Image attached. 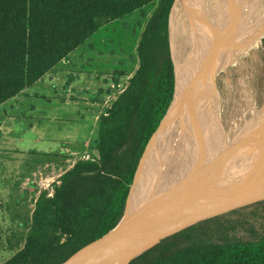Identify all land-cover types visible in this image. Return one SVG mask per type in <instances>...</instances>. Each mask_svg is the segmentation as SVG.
Segmentation results:
<instances>
[{
	"label": "trees",
	"instance_id": "1",
	"mask_svg": "<svg viewBox=\"0 0 264 264\" xmlns=\"http://www.w3.org/2000/svg\"><path fill=\"white\" fill-rule=\"evenodd\" d=\"M174 2L0 0V104L107 24L154 7L136 47L137 68L99 121L94 157L64 172L50 196L39 194L23 247L2 264H59L122 219L139 161L174 96ZM128 264H264V201L189 226Z\"/></svg>",
	"mask_w": 264,
	"mask_h": 264
},
{
	"label": "rangeland",
	"instance_id": "2",
	"mask_svg": "<svg viewBox=\"0 0 264 264\" xmlns=\"http://www.w3.org/2000/svg\"><path fill=\"white\" fill-rule=\"evenodd\" d=\"M153 8L152 5L147 6L122 19L109 23L92 36V42L97 49V53L107 52L106 57H109L110 68L114 71L110 74V77L118 80L117 76L119 74H126V77H123L120 81L119 86L111 88L107 97L104 96L106 104H110L118 96L122 88L127 85L128 78L136 70L138 65L136 47ZM239 10V14L237 13L236 17H234L230 14L227 0H219V2L218 0L209 1L208 11L210 14L207 15L208 20L214 22V24L216 23L215 25L218 28L224 29L223 31L230 30L232 27L225 29V24L227 23L228 27L232 26L234 24L233 18L236 19V25H234L235 27L230 33L232 34L231 39L234 49L224 58L223 50L226 44L220 49L223 52L222 55L216 47L217 44L210 45V43H207L209 45L207 47L200 45L201 55L199 56V63L195 64L194 70L195 78L196 76L199 78L198 85L200 89L204 86L202 82L204 81V76L207 74V86L203 88L204 90L202 89L205 95L202 96L199 104L203 106V109L205 107L210 109L208 110L209 114L207 118H205L206 122L211 124L208 127L209 129L216 128L219 135L221 133L219 137L224 138V144H227L228 148L231 136L249 122L256 115L257 111L260 112L264 107V0H241ZM191 14L190 9L185 11L179 0H175L170 18L171 50H173V56L175 54V60L187 70L190 60L189 56L193 50L190 37L191 29L189 27ZM185 58L189 60L187 59L188 61H186ZM103 63L104 60H96L93 63L94 70L97 71V68L101 70L98 65L102 66ZM188 82L186 84L187 87ZM187 87L185 86V89ZM185 93L188 95V91ZM191 100V97L189 98L184 95V102L181 103L185 104L187 102L188 106H192ZM102 102L104 101L102 100ZM32 104L39 108L40 117L42 118L36 120L29 116L21 118L18 126L13 127L7 136L13 140L0 138V145L7 144L8 146H16L18 149L26 152L29 150L37 152L44 151L45 148H53L54 146L51 145L50 139L63 138L69 139L73 142L75 148L80 149L82 145H80V141L84 135H89L90 138L94 137L95 126L92 125L89 115L80 116L76 122H72L70 114L74 112L66 110L60 112L64 120L55 122L50 120L49 108H42L43 101H36ZM74 115L77 114L74 113ZM31 116L38 117V114H32ZM31 121H36L35 128L33 129L29 125L32 123ZM261 122L255 125L257 127L254 126L249 130L247 137L255 138L256 133L264 124V121L263 123ZM218 124L219 126H217ZM37 139L40 140L37 141ZM243 141V151L240 153V159L252 154L260 145L246 137L243 138ZM166 142L172 147L177 148L175 163L168 174L169 177H172V180L174 179V184L181 182V179L183 180V184H189L188 179L195 177L193 173L198 168L200 170V180H205L201 184L211 182L218 175L219 171L222 170V167L233 157V153L229 154L231 149L230 151L227 150L228 154L226 158V154L223 155L220 148L215 146L213 142L210 145L211 148L204 153L207 157L202 158L201 150L199 155L195 152L198 141L195 142L194 137H190L188 134H186L184 140L176 135H169L168 138L157 146L156 151H159V148L163 149ZM1 152L0 149V262H3L21 247L26 237V233L24 232L26 227L30 226L29 213L32 210V207H30L32 200L17 199V197L11 195L12 191L10 188L13 182L21 183V181H26L23 180V176L17 172L13 173L11 169L19 170L23 168L26 170V167L29 166L27 162L30 159L21 160L19 159L20 157H13ZM227 152L225 151V153ZM216 161L224 165L220 169H216ZM194 164H197L198 168H194ZM213 168H215L216 172L213 171ZM196 183L192 184L191 190L195 191L196 186L201 185ZM48 189L50 190V187ZM18 200L20 201L18 202ZM19 203H21L22 208L18 209L17 204ZM17 209L20 210L19 214H16ZM16 225L21 227L17 231L21 232L19 234L16 232L11 233V230H17L18 227Z\"/></svg>",
	"mask_w": 264,
	"mask_h": 264
},
{
	"label": "crops",
	"instance_id": "3",
	"mask_svg": "<svg viewBox=\"0 0 264 264\" xmlns=\"http://www.w3.org/2000/svg\"><path fill=\"white\" fill-rule=\"evenodd\" d=\"M92 38L87 39L83 44L69 53L38 81L25 87L16 96L0 104V138L4 139L8 138L7 136L13 127L18 126L21 118L28 116L35 120L42 118L40 117L39 108L32 104L36 101H43V109L49 108L51 121H63L64 118L60 112L71 110L77 114H70V120L72 122H76L80 116L89 115L92 120V125L95 126L94 137L90 138L89 135H84L80 141V145L82 144L80 149L75 148V145L69 139L63 138L50 139V143L54 147L45 148L44 151L37 152L33 150L26 152L18 149L16 146H8L7 144L0 145L2 154L20 157L19 159L21 160L30 159L29 161H31L27 162L29 166L26 167V170L23 168L19 170L11 169L13 173L17 172L23 176V180L26 181H21V183L13 182L10 187L12 191L11 195H14L17 199L32 200L30 203L32 210L29 213V222H31L32 212L39 194L42 191H47L50 196L51 189L49 190L48 188L52 183L57 182L58 178L64 172L69 170L77 161L91 160L94 157L95 151L93 145L96 139L99 121L117 98L110 104H106L104 96L107 97L111 88L119 86L122 77H118V80L110 77V74L114 71L110 68L108 62L109 57H106L107 52H100L98 54ZM98 59L104 60V63L102 66L98 65L101 70L97 68L96 71L94 70L93 63ZM36 113L38 117L31 116ZM31 122L29 125L33 129L35 128L36 121ZM8 139L13 140L12 138ZM39 140L37 139V141ZM17 205L18 209L22 208L21 203ZM18 209L16 214L20 213ZM17 227V230H11V233H21L17 232L21 227ZM28 231L29 226L26 227L24 232L26 236ZM24 241L17 251L23 247ZM3 262H0V264Z\"/></svg>",
	"mask_w": 264,
	"mask_h": 264
},
{
	"label": "water",
	"instance_id": "4",
	"mask_svg": "<svg viewBox=\"0 0 264 264\" xmlns=\"http://www.w3.org/2000/svg\"><path fill=\"white\" fill-rule=\"evenodd\" d=\"M258 124L251 119L231 136L229 154L233 153V157L214 180L196 186L195 191L189 187L190 190L184 195L174 192L170 194L167 191L126 216L129 195L146 146L130 186L120 222L105 235L83 246L59 264H128L161 240L189 226L263 201L264 144L253 151L254 155L261 154V162L255 164V170L251 173L256 155L250 157L244 165L237 162L243 151L242 144L246 140L243 141V138L254 141L253 137H247V133Z\"/></svg>",
	"mask_w": 264,
	"mask_h": 264
},
{
	"label": "bare ground",
	"instance_id": "5",
	"mask_svg": "<svg viewBox=\"0 0 264 264\" xmlns=\"http://www.w3.org/2000/svg\"><path fill=\"white\" fill-rule=\"evenodd\" d=\"M209 1L210 0H179L184 10L188 11L190 9L192 13L191 14L192 17L189 22V27L191 29L190 37L192 41L193 50H192L191 55L189 56L190 60L188 58H185L186 61L189 60V64L188 65L186 64L188 70L182 64L178 63L175 60L174 58L175 54L173 56L172 54L173 50H171V56L173 60L174 73H175V87H174L173 102L171 104V107L168 110L166 117L162 121L159 129L155 132V134L151 138L146 148V151L141 159V162H140V165H139V168L137 170L136 177L134 180V184L131 188V193L129 195V199H128V203L126 207V216L132 213L133 211L137 210L139 207L143 206L144 204L150 203L157 196L163 195L167 189H169L168 191L170 194L174 192V193H179V194L184 195L190 190L189 186L191 188L192 184H195L196 182H197L196 184H201L202 182L205 181V180H200V170L197 164H194V168H198V169L196 170V172L193 173L195 177L188 179L190 183L183 184V180L181 179L180 180L181 182L174 184V179L172 180V177H169L168 174L170 173V170L175 163V159L177 157L176 155L177 148L172 147L171 145L168 144V142H166L163 149L159 148V151H156L157 146L160 143H162L166 138H168L169 135H176L180 137V139H183V140L185 139L186 134L190 135V137H194L195 142L198 141L196 143L197 150H195V152L197 153V155H199V152L201 150L202 158L207 157L204 153H206V151L211 148L210 145L213 144L214 142V145L219 147L221 153L223 155L226 154L225 156L227 158V154H228L227 150H229V148L227 147V144H224L225 142V140H223L224 138L222 139V137L221 138L219 137L221 133L219 135L218 134L219 132H217L216 128L209 129L208 126L211 124H208V122H206L205 120V118H207L209 114L208 110L210 109H208L207 107L203 109V106L199 104L202 96L205 95L203 94V90H204L203 88L207 86V83H206L207 74L204 76V81L202 80L203 81L202 84L204 85L202 88L203 90H202L200 89V86L198 85L199 78H197V76L195 78V71H194L195 64L197 62L199 63V56L201 55L200 45L207 47L209 46L208 45L209 43L210 45L217 44L216 47L220 50L221 47L224 44H226L225 49L223 50L224 58L225 56H228L229 53H231L232 50L234 49V44L232 43V41L228 40L229 38L228 39L226 38L227 42H223V35H225L226 33L222 34V37H220L222 39L219 41V36L221 32H223L224 29L218 28L215 25L216 23L214 24V22H211L208 20L207 15L210 14V12L208 11ZM240 1L241 0H227V3L230 7V14L234 17H236L235 15L237 13L239 14L240 12L239 10ZM233 22L234 24L232 25V29L235 27L234 26L236 23L235 18H233ZM226 25L228 27V24ZM229 34L227 35L229 36ZM172 41H175V40H172ZM179 48L181 47L179 46ZM177 51H178V48H177ZM223 52L220 50L221 55L223 54ZM188 81H190L191 83ZM187 82H188V87L186 85ZM185 86L187 87L186 89H185ZM186 91H188V95L185 93ZM184 95L188 96L189 98L190 97L192 98L191 100L192 106H188L187 102L185 104L181 103V102H184ZM217 126H219V124ZM206 127L208 128L206 129ZM253 140L256 144L257 143L260 144L261 142H264V124L261 127V129L256 133L255 138ZM209 141H210V144H209ZM225 151L227 153H225ZM253 153L245 157L243 161L247 162V160H249L250 157L254 155ZM260 159H261V154L259 153L256 155L255 161L256 160L258 161ZM216 164H215L216 169H220L221 166L224 165L217 161H216ZM255 164H258V162H256ZM255 164L253 163L250 173L253 170H255ZM215 168H213L214 172H216Z\"/></svg>",
	"mask_w": 264,
	"mask_h": 264
},
{
	"label": "flooded vegetation",
	"instance_id": "6",
	"mask_svg": "<svg viewBox=\"0 0 264 264\" xmlns=\"http://www.w3.org/2000/svg\"><path fill=\"white\" fill-rule=\"evenodd\" d=\"M227 24V23H226ZM225 24V26L227 27V25ZM236 25V24H235ZM226 27H224V28H226ZM230 27H232V26H230ZM230 27H227V28H230ZM226 28V29H227ZM232 29V28H231ZM231 29L230 30H226V31H228V32H226V31H223V32H221V34H220V36H219V41L222 39V38H220V37H222V34H224V33H226V35H223V42H225L228 38H229V36H230V39H228L229 41H232V34H229L230 32H231ZM234 29V28H233ZM232 29V30H233ZM227 34H229V36L227 35ZM225 36H227V37H225ZM227 38V39H226ZM230 43V42H229ZM253 120H254V122H258L259 124H260V122L261 123H263V121H264V107L261 109V111L259 112V111H257V113H256V115L252 118ZM262 144H264V142H261L260 143V145H259V147H261V145ZM243 159L244 158H241L239 161H237L238 162V164H240V165H244V164H246L247 162L246 161H243ZM243 161V162H242ZM247 161H249V160H247ZM251 161V160H250ZM261 161V159L260 160H256L255 161V163L256 162H260ZM254 163V164H255ZM264 201V200H263ZM263 201H261V202H263ZM258 203V202H257ZM257 203H254V204H257ZM251 205H253V204H251ZM247 206H250V205H247ZM247 206H245V207H247ZM242 208H244V207H242ZM242 208H240V209H242ZM240 209H236V210H240ZM233 211H235V210H233ZM233 211H230V212H233ZM230 212H227V213H224V214H228V213H230ZM224 214H221V215H224ZM218 216H220V215H218Z\"/></svg>",
	"mask_w": 264,
	"mask_h": 264
}]
</instances>
